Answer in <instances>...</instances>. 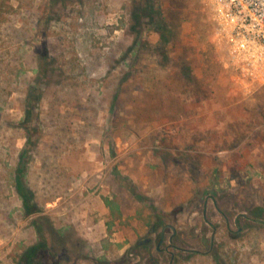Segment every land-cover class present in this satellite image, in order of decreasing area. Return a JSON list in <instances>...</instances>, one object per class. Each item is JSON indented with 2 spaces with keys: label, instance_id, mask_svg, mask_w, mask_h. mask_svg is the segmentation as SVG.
<instances>
[{
  "label": "rangeland",
  "instance_id": "obj_1",
  "mask_svg": "<svg viewBox=\"0 0 264 264\" xmlns=\"http://www.w3.org/2000/svg\"><path fill=\"white\" fill-rule=\"evenodd\" d=\"M151 1L169 43L159 14L133 30L144 0H10L0 264H264V88L235 85L204 0Z\"/></svg>",
  "mask_w": 264,
  "mask_h": 264
},
{
  "label": "built area",
  "instance_id": "obj_2",
  "mask_svg": "<svg viewBox=\"0 0 264 264\" xmlns=\"http://www.w3.org/2000/svg\"><path fill=\"white\" fill-rule=\"evenodd\" d=\"M223 67L244 95L264 88V0H204Z\"/></svg>",
  "mask_w": 264,
  "mask_h": 264
},
{
  "label": "trees",
  "instance_id": "obj_3",
  "mask_svg": "<svg viewBox=\"0 0 264 264\" xmlns=\"http://www.w3.org/2000/svg\"><path fill=\"white\" fill-rule=\"evenodd\" d=\"M145 3L142 7L144 8H139L140 12L133 14V22H134V26H133V30L135 31V28L138 24L141 23L142 18H149L152 19L155 16H157L159 14V26H155L156 31L159 33L160 37L162 38V40L164 41V43H169L173 37V32L172 30H170L169 26L165 23H163V25H161L162 20H163V13H159L157 14V12H154V8L155 5L152 3L151 0H144ZM9 6L10 5V0H0V23L4 21L5 15L8 13L9 11ZM156 14V15H155ZM158 17V16H157ZM161 21V22H160ZM16 176H14V181L12 182V185L14 187V189L16 190V192H19L20 197L23 199V206H24V211L28 214H30V210L31 208L29 207V200H30V195H28V192H31L28 187L25 185V183L23 182V168H16Z\"/></svg>",
  "mask_w": 264,
  "mask_h": 264
},
{
  "label": "flooded vegetation",
  "instance_id": "obj_4",
  "mask_svg": "<svg viewBox=\"0 0 264 264\" xmlns=\"http://www.w3.org/2000/svg\"><path fill=\"white\" fill-rule=\"evenodd\" d=\"M165 250H167V248Z\"/></svg>",
  "mask_w": 264,
  "mask_h": 264
}]
</instances>
